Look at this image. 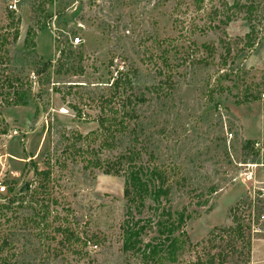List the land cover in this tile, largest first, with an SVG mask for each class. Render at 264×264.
<instances>
[{"label":"rangeland","instance_id":"obj_1","mask_svg":"<svg viewBox=\"0 0 264 264\" xmlns=\"http://www.w3.org/2000/svg\"><path fill=\"white\" fill-rule=\"evenodd\" d=\"M11 21L19 37L0 50V204L13 203L0 212V264L264 260V236L245 230L262 210L240 177L245 165L264 164V0H0L1 37ZM8 79L27 90L26 106L7 105ZM114 94L117 107L143 99L129 127L144 146L141 163L153 153L169 187L158 211L147 200L135 219L124 177L85 168L76 142L97 130L102 99ZM47 204V222L35 223ZM136 220L146 226L142 248L124 252L122 230ZM160 224L179 225L183 247L151 257L145 246L163 244Z\"/></svg>","mask_w":264,"mask_h":264},{"label":"trees","instance_id":"obj_2","mask_svg":"<svg viewBox=\"0 0 264 264\" xmlns=\"http://www.w3.org/2000/svg\"><path fill=\"white\" fill-rule=\"evenodd\" d=\"M50 4H52V0H49ZM13 13L10 12L8 14L11 18L13 17ZM9 31L13 28V31L10 34H7L4 38L0 36L1 47H5V44H13L17 41L19 37V29L15 27L13 21L8 25ZM9 33V32H7ZM250 33H254V27L250 29ZM250 35L248 34L246 37L248 38V43L250 41ZM8 37H11V41H8ZM252 46V44L249 43ZM8 51L5 53V57H8ZM7 88L13 93L9 94L12 95V98L7 101V105L9 106H26L27 105V90L21 91L18 88V84L20 82L16 79H8L7 80ZM125 83V80L124 82ZM121 83V77L115 78L111 84V87L117 92L121 85H125ZM20 90V91H19ZM117 94V93H115ZM110 96L109 98L104 97L102 99V109L100 111V115L97 118L98 128L95 131H91L85 136L77 135L76 142L81 141L84 145V148H81L82 154H86L84 158L86 165L85 168L92 169V170H99L105 175L110 176H122L124 177V190L123 196L124 199L129 204L128 210L130 211L131 219H135L133 217L134 209L136 213L139 215L142 213V209L147 200H150L152 204L156 206V210L158 211L161 207V203L163 200L167 199L169 194V187L167 186V179L165 177V173L161 170V167L155 163L154 154L149 153V161L153 164L150 166L151 162L148 163L146 166L141 163V156L143 155L144 146L141 145L140 150L137 148L138 138L135 137V127L130 130V122L132 120L137 119L136 111L134 110V103L138 104V102H143V99H132V97L122 98L123 100L120 101L122 105L118 107L116 105H112L113 101L116 99L117 96ZM118 99H121L120 95ZM80 117V113L77 114ZM132 133L134 135L133 142L130 143V146L123 147L122 138L125 134ZM75 143V142H74ZM97 147L95 148V145ZM75 144H73L74 146ZM119 148H123V151L115 156L114 158H106L102 159L98 153L101 152H112ZM35 175H41L45 178H49L50 173L48 171H39L37 169L34 170ZM7 193V188H6ZM13 203L10 201L7 205L0 204V212L8 210L9 206ZM42 214H35L33 215V219L36 223L37 218L41 223H45L48 220L50 212V206L47 204L46 206H42L40 210ZM163 214V211H162ZM141 216V215H140ZM160 217V214L157 215ZM183 219V217H181ZM180 222V221H179ZM141 220H136V222L132 226H126L123 228V245L122 249L124 252L139 250L142 248V236L145 233L146 226H139ZM146 225H151L150 220H148ZM179 225L175 224H160V237H162L163 244L158 246L146 245L145 251L149 253V256L154 257L156 256L167 244V247H171L175 252H178L181 247V241L177 237L175 233L179 232ZM58 231L60 235H62V240L69 244L70 240H72L73 236L68 235L69 230L65 226L64 228L59 225ZM94 246H97L96 237H94ZM75 242V239H74ZM5 244V243H4ZM160 249V250H159Z\"/></svg>","mask_w":264,"mask_h":264},{"label":"built area","instance_id":"obj_3","mask_svg":"<svg viewBox=\"0 0 264 264\" xmlns=\"http://www.w3.org/2000/svg\"><path fill=\"white\" fill-rule=\"evenodd\" d=\"M11 9L16 10L13 5ZM71 45L77 47L82 43L80 37H74L71 39ZM264 99V95H262ZM246 170L240 175L242 182L250 183V189L247 187L245 191H248L250 197L260 205V213L258 215L251 214L246 220L245 230L248 231V235L251 238L264 236V164H249L245 165ZM260 169V170H258ZM6 193V187L0 184V196ZM259 202V203H258ZM244 231V230H243ZM246 264H258L250 260Z\"/></svg>","mask_w":264,"mask_h":264},{"label":"crops","instance_id":"obj_4","mask_svg":"<svg viewBox=\"0 0 264 264\" xmlns=\"http://www.w3.org/2000/svg\"><path fill=\"white\" fill-rule=\"evenodd\" d=\"M254 254V253H253ZM256 258H254V260H252L253 262H256V263H258V264H264V260H255Z\"/></svg>","mask_w":264,"mask_h":264}]
</instances>
